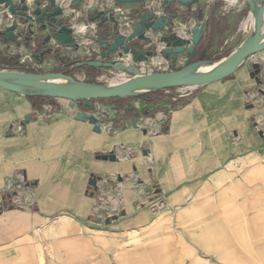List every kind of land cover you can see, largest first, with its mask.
I'll use <instances>...</instances> for the list:
<instances>
[{
	"label": "crops",
	"instance_id": "0c3cea01",
	"mask_svg": "<svg viewBox=\"0 0 264 264\" xmlns=\"http://www.w3.org/2000/svg\"><path fill=\"white\" fill-rule=\"evenodd\" d=\"M48 1L25 0L28 13L43 11ZM55 4L63 9L57 19L73 28L72 46L47 39L52 35L49 26L14 17L0 5V70L64 72L87 82H100L105 68H75L76 63L118 60L143 72L178 70L187 56L167 58L160 37L175 32L191 39L193 29L199 28V41L183 47L193 49L192 61H218L231 53L219 57L218 52L226 49L228 37L246 18L244 9L228 0ZM110 14L125 37L139 14H155L154 21L168 19L163 30L148 28L144 40L133 37L128 44L139 52L157 47L156 56L136 63L120 48L105 47L114 32ZM10 25L13 38L6 37ZM247 62L259 63L260 85L245 61L226 78L198 87L186 98L175 100L176 88L165 89L92 100L93 110L82 102L30 100L0 89V264H68L52 261L49 224L55 219L60 220L59 232L71 224L85 229L94 224L125 235L152 225L159 216L178 223L210 222L200 230L180 231L181 237L185 233L205 239L203 247L209 245L211 255L223 264H264V139L259 134L264 126V53ZM80 113H93L100 131L87 119H78ZM16 123L23 129L11 133ZM109 153L114 161L99 158ZM91 175L106 179L93 194L88 191ZM16 187L20 206L5 207V193ZM160 201L163 208L156 207ZM171 247L172 264L184 263L175 254L185 252V246ZM56 250L67 253L65 246Z\"/></svg>",
	"mask_w": 264,
	"mask_h": 264
},
{
	"label": "water",
	"instance_id": "95a60500",
	"mask_svg": "<svg viewBox=\"0 0 264 264\" xmlns=\"http://www.w3.org/2000/svg\"><path fill=\"white\" fill-rule=\"evenodd\" d=\"M116 3L127 2H139L140 0H115ZM182 3H187L190 0H178ZM253 0H247L249 9L253 5ZM77 2V1H76ZM260 2V0H259ZM20 7L14 3L13 0H0V5L7 7L8 13L14 17L22 18L26 21H34L42 23V26H49L52 30L47 39L52 37L58 40L61 44L72 46L71 36L73 34V28L71 26H65L64 23L57 19V16L62 14L63 9L61 6L55 4V0H49V7L43 11L40 9H34L32 14H29V8L25 4V0H18ZM262 9L258 11V16L262 15ZM100 17V15H98ZM155 14H149L143 16L138 15V23L134 27L132 33L126 37L122 35L118 30V24L110 14L109 19L113 24L112 43L109 45L103 44L105 47L109 46L110 50L120 48L123 53L130 54L132 61L139 63L145 60L146 56H156L157 52L147 51L139 52L136 49L130 48L128 44L133 37H137L139 40H144L143 32L148 28L153 30H163L165 25H168L170 21L163 17H158L156 21ZM13 25H10L7 38H13L12 30ZM97 27V26H96ZM1 34V33H0ZM26 39L29 41L31 32L28 31ZM191 39L181 37L175 32H171L168 35L160 37V41L166 44L164 49H161V53L166 55L167 58L173 60L176 54H184L187 56L184 67L178 70H169L163 72H143L139 67L129 66L124 63H117L116 60H109L106 63L90 61L76 63L74 66L86 67L96 66L103 68L122 69L129 74V79L121 81L114 85H103L98 82H87L78 80L71 75H67L64 72H48L37 73L27 72L19 70H0V89H4L13 93L21 94L25 97L39 96L48 99H65L72 102L80 103L93 108L90 101L92 100H108L116 98H130L145 93L156 92L159 90L173 89L180 87H201L219 80H222L229 76L240 64L246 61V65L251 70L250 76L255 79L258 85L261 84L259 73L260 65L258 62L249 63L247 60L253 57L255 54L264 52V34L260 29L253 30L252 35L247 38L237 49L233 50L227 55L220 65L209 73L198 72L197 69L200 65L210 64L206 61H192L193 49L191 47L184 48L186 44H194L199 41L200 29L196 28L192 31ZM42 56V55H41ZM57 79L68 81L67 84H61L56 82ZM32 89L34 91H26V89ZM78 119H87L94 125L95 131H100V127L97 124V120L88 113H80L77 116ZM29 117L26 118V120ZM263 139V131L259 133ZM102 160H115L113 153L103 154L99 156ZM98 177L91 175L88 181V185L96 187V180ZM11 208V207H10ZM100 219H97L99 222ZM110 219H106L105 223L108 224Z\"/></svg>",
	"mask_w": 264,
	"mask_h": 264
},
{
	"label": "rangeland",
	"instance_id": "374dc122",
	"mask_svg": "<svg viewBox=\"0 0 264 264\" xmlns=\"http://www.w3.org/2000/svg\"><path fill=\"white\" fill-rule=\"evenodd\" d=\"M260 4L264 5V0H260ZM235 5L238 9H244V19L249 10L247 0H236ZM241 26L228 37L226 49L224 51L223 49L219 50V57L226 52L237 49L252 35L253 30L242 31ZM101 75V81L98 83L103 85H111L114 82L123 81V78L130 77L122 69L114 68H105ZM207 208L216 211L221 207H205V209ZM190 209L195 211L194 207H190ZM209 224L210 222L201 221L178 223L174 222L170 216H159L152 225L143 229L125 235H113L108 233L107 228L103 225L94 224H90L89 230L74 227L71 224L68 231L59 232L62 229L60 220L55 219L49 224V229H51V257L53 263L65 260L68 264H172L171 246L175 245L177 248L179 245L185 246L186 249L185 252L175 254L176 258L180 257L181 260L183 258V262H185L182 264H194L196 262L200 264H223L217 258L215 259V255H211L209 245L203 247L201 242L205 239L190 237L185 233L183 234L185 236L181 237L182 232L180 231L193 232L208 227ZM45 235L47 236V234ZM174 240L176 241L174 242ZM220 240L223 241V239ZM63 246L67 247V253H56V248ZM155 249L163 250H160V253H155ZM141 251H147L148 254L141 253ZM151 251L152 253H150Z\"/></svg>",
	"mask_w": 264,
	"mask_h": 264
},
{
	"label": "built area",
	"instance_id": "2783aa9c",
	"mask_svg": "<svg viewBox=\"0 0 264 264\" xmlns=\"http://www.w3.org/2000/svg\"><path fill=\"white\" fill-rule=\"evenodd\" d=\"M122 15H124L123 11H120ZM93 26V29H96V25L95 24H92ZM26 35H28L26 33ZM195 87H180V88H176L175 89V94H174V99L177 100V99H180V98H186V97H189L191 96L194 91H195ZM250 99L252 98H248L247 99V102L250 103ZM93 105V108L92 110L94 109V104L92 103ZM90 115H93V117L97 120V118L95 117V115L93 113H88ZM263 121V120H262ZM257 126H258V123H257ZM261 127V128H260ZM260 130L263 131V134H264V126H259ZM23 129V124L22 123H16L15 125H12L10 127V132L11 133H16V132H21ZM105 180L104 178L102 177H98V179L96 180V187L94 188L93 186H90L88 185V191L91 192L92 194L97 190V188L99 187V184L100 183H105ZM20 190V188L16 187V188H11L9 189L5 195H6V198H5V207L9 206L11 208H18L20 206V203H19V199L17 197V193L18 191ZM100 196V195H99ZM100 201L102 202L103 199L100 198ZM164 206V202L163 201H160L156 207L158 208H163ZM0 210H2V205L0 204ZM93 212H96V209L93 210Z\"/></svg>",
	"mask_w": 264,
	"mask_h": 264
},
{
	"label": "bare ground",
	"instance_id": "6f19581e",
	"mask_svg": "<svg viewBox=\"0 0 264 264\" xmlns=\"http://www.w3.org/2000/svg\"><path fill=\"white\" fill-rule=\"evenodd\" d=\"M252 2H253V5L248 10V14L246 15L245 21L243 22L241 29H242V31H247L249 29H251V30L260 29V31L264 34V5H261L259 0H253ZM260 8L263 11H262V15L259 17L258 11ZM260 53H264V52H260ZM260 53H257V54H260ZM257 54H255V55H257ZM124 61H128V60L126 59ZM222 61H223V59H220V60H218L212 64L200 65L198 67L197 71L202 72V73H209V72L215 70L220 65V63ZM120 75H122V74L120 73ZM127 79H129V78H123V81L127 80ZM56 82L61 83V84H67L68 83V81L62 80V79H57ZM118 83H120V82H114L111 85L118 84ZM26 91H34V90L27 88Z\"/></svg>",
	"mask_w": 264,
	"mask_h": 264
},
{
	"label": "trees",
	"instance_id": "16d2710c",
	"mask_svg": "<svg viewBox=\"0 0 264 264\" xmlns=\"http://www.w3.org/2000/svg\"><path fill=\"white\" fill-rule=\"evenodd\" d=\"M206 62L212 64V63H214L216 61H206ZM9 70H11V69H9ZM35 72H37V71H35ZM37 73H39V72H37ZM27 98L30 99V100H34V99L46 100L47 99V98L39 97V96H31V97H27Z\"/></svg>",
	"mask_w": 264,
	"mask_h": 264
},
{
	"label": "clouds",
	"instance_id": "9594fccd",
	"mask_svg": "<svg viewBox=\"0 0 264 264\" xmlns=\"http://www.w3.org/2000/svg\"><path fill=\"white\" fill-rule=\"evenodd\" d=\"M235 2H236V0H231V3H232V4H235ZM79 30H80L81 32H83V31H84V28L81 27Z\"/></svg>",
	"mask_w": 264,
	"mask_h": 264
}]
</instances>
